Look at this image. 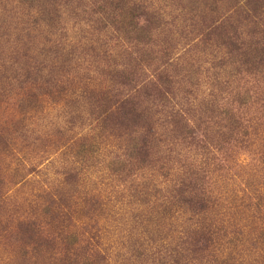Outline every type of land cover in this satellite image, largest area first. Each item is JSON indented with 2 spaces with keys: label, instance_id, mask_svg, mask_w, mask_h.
Masks as SVG:
<instances>
[{
  "label": "trees",
  "instance_id": "obj_1",
  "mask_svg": "<svg viewBox=\"0 0 264 264\" xmlns=\"http://www.w3.org/2000/svg\"><path fill=\"white\" fill-rule=\"evenodd\" d=\"M17 1L45 11L43 20L46 18L49 24L59 21L60 9L72 2L81 11L87 6L107 9L109 5L110 13L99 30L111 24L116 31H121L123 41L140 46L149 43L146 26L152 23L140 24L138 6H128L127 0H48L46 3L37 0L36 6V0ZM83 1L87 3L82 4ZM75 8L70 9L73 12ZM228 10L230 14L238 12L235 1ZM245 12L244 19L255 23L256 35L250 36L242 49L235 45L238 39L235 32L234 35L228 32V16L222 20L213 19L214 9L209 14L210 19L202 20L200 28L203 44L208 39L216 42V46H235L226 50L227 56L232 55L234 59L232 66L227 62L215 65V68L230 66L229 74L233 77L241 73L251 75L254 67L264 68V0H245L238 14ZM173 50L174 46H166L158 50V55L142 50L144 55L136 54L131 58L133 63L124 64L116 71H113L114 64L103 60L106 71L101 74L109 77L112 87L103 91L104 95L92 105L91 116L99 129V144L115 151L123 148V152L108 160L93 158L99 149L93 137L89 143L85 140L79 146L75 158L69 162L70 171L65 177L62 173L63 186L56 193L58 202L49 203L57 206L67 201L63 214L79 216L90 223L89 228L83 230L87 235L82 233L81 238L72 235L67 241L64 239V249L54 253L60 240L53 235L45 239L38 224L26 222L27 240L22 243L25 247L32 246L36 253L31 256L34 261L30 264L49 263L37 262L41 248L51 249L55 254L47 257L51 264H55V260L58 264H110L109 246L103 247L100 243L105 237L104 227L99 226L102 219L120 225L116 231L120 249L115 247L112 255L119 264H220L216 251L221 242L217 239L221 230L224 237L227 236V225L217 215L223 210L232 218L234 213L228 211V203H224L228 196L215 187L213 176L225 178L230 169L228 158L238 148L252 145L250 134L264 126V94L256 92L259 87L249 85L248 80L240 84L242 77L235 81L221 80L214 72L209 93L203 95L198 92L199 83H192L194 71L183 72L178 62H170ZM237 51L243 55L238 60L235 59ZM52 53L56 58V50ZM68 61L66 55L63 63ZM154 62L158 63L154 64L151 76L145 71L139 72ZM236 62L242 66H237ZM172 66L175 72L170 73ZM31 68L43 70L35 64ZM183 150L192 152L195 158H187L181 154ZM92 168L100 172L99 186L95 183L86 188V174ZM126 184L127 191L118 190L120 185L125 187ZM160 184L165 189L157 187ZM72 185V189H67ZM77 199L79 214L76 208H71ZM123 199L128 201L123 202ZM126 207L130 210L126 211ZM120 208L122 210L118 211ZM44 211L51 215L50 218L62 217L60 209L58 212L50 208ZM55 221L50 220L51 223ZM38 237L40 240H36ZM226 243L231 247L229 260L232 251L238 253V242L229 239Z\"/></svg>",
  "mask_w": 264,
  "mask_h": 264
},
{
  "label": "rangeland",
  "instance_id": "obj_2",
  "mask_svg": "<svg viewBox=\"0 0 264 264\" xmlns=\"http://www.w3.org/2000/svg\"><path fill=\"white\" fill-rule=\"evenodd\" d=\"M47 1L42 0L44 3ZM234 1L238 12L230 14L228 7ZM244 2L127 0L128 6H138L140 24L152 23L146 26L149 29V43H141L143 46H140L123 41L121 31H116L111 24L99 30L110 13L109 5L107 9L87 6L84 7L85 11H81L72 2L65 9H60L59 21L49 24L46 18L43 20L46 12L39 8L17 0H0V264H30L34 261L31 256L36 255L35 250L22 243L27 240L24 231L26 222L38 224L45 239L53 235L57 241L60 240L54 253L64 249L68 237L76 235L81 238L83 230L89 228L90 223L85 219L63 214L67 201L59 200L62 206L60 203L55 206L49 201L58 202L56 193L63 186V176L70 171L71 158H75L79 146L87 141L89 143L91 137L96 139L94 143L99 148L98 155L93 158L108 160L114 154L123 152V148L115 151L108 145L103 147L99 144V129L91 116L92 105L104 95L103 91L112 87L109 77L101 74L106 71L104 63L114 64L113 71H116L124 64L133 63L131 58L136 54L144 55L142 50L158 55L159 49L174 46L170 62H178L177 66L183 68V72L189 69L194 71L191 80L192 83H199V93H209L212 74L217 72L221 80L235 81L242 77L240 84L248 80L249 85L259 87H256V92L264 94L263 67L252 68L251 75L241 73L233 77L229 74L230 66L215 68V65L227 62L232 66L234 59L232 55L227 56L226 50L235 46H216V42L208 39L207 43L202 42V20L210 19L209 14L214 9L213 19L222 20L228 16V32L231 35L235 32L238 36L235 45L239 49L244 48L248 38L256 35L254 21L244 19L246 12L238 14ZM36 5L37 0L34 2ZM70 8L75 9L72 12ZM156 26L157 29H154ZM55 50L56 58L52 53ZM236 54V60L243 57L240 51ZM66 55L69 61L63 63ZM156 63L149 64L150 67L144 66V70L139 72L142 74L145 71L151 76ZM34 64L43 70L31 68ZM236 65L241 64L236 62ZM173 72L172 66L170 73ZM46 80L49 82L45 83ZM250 142L252 145L238 148L228 158L230 169L225 178L213 176L215 187L228 196L227 200L224 199V203H228V211L234 213L232 218L226 216L223 210L217 215L227 225V236L224 237L221 230L217 239L221 242L216 251L220 264H224L225 260L226 264H264V126L250 134ZM181 154L195 158L187 150ZM96 170H88L86 188L95 183L99 186L100 172ZM140 180L138 177L137 181ZM157 187L165 189L162 184ZM72 188L73 185L67 189ZM126 188L127 184L125 187L120 185L118 190L127 191ZM219 196L224 198L221 194ZM126 201L123 199V202ZM72 203L71 208H76V214H79V200ZM46 208L57 212L60 209L62 217L50 218L51 215L45 214ZM127 210L130 208L126 207ZM50 220L56 221L51 223ZM101 225L105 237L100 243L103 247L109 246L110 264H119L112 255L116 252L115 247L120 249L116 234L120 225L111 223L109 219L100 220ZM84 234L87 235L86 232ZM229 239L238 242V253L232 251L228 260L231 247L226 245V241ZM54 253L51 249L41 248L37 262L51 264L47 257ZM54 263L58 264L57 260Z\"/></svg>",
  "mask_w": 264,
  "mask_h": 264
}]
</instances>
